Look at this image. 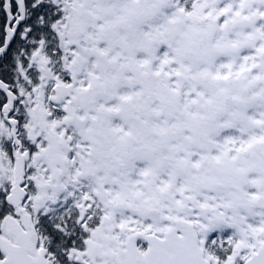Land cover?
Masks as SVG:
<instances>
[{"label":"snow or ice","instance_id":"snow-or-ice-1","mask_svg":"<svg viewBox=\"0 0 264 264\" xmlns=\"http://www.w3.org/2000/svg\"><path fill=\"white\" fill-rule=\"evenodd\" d=\"M0 264H264V0H0Z\"/></svg>","mask_w":264,"mask_h":264}]
</instances>
